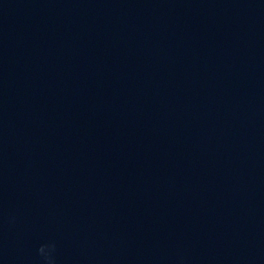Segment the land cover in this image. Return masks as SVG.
I'll return each mask as SVG.
<instances>
[{"label": "clouds", "instance_id": "9594fccd", "mask_svg": "<svg viewBox=\"0 0 264 264\" xmlns=\"http://www.w3.org/2000/svg\"><path fill=\"white\" fill-rule=\"evenodd\" d=\"M36 251L40 264H57V243L54 240L40 244Z\"/></svg>", "mask_w": 264, "mask_h": 264}]
</instances>
